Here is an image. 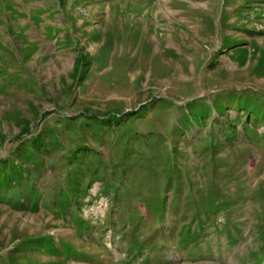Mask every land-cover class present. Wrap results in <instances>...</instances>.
<instances>
[{
  "label": "rangeland",
  "instance_id": "rangeland-1",
  "mask_svg": "<svg viewBox=\"0 0 264 264\" xmlns=\"http://www.w3.org/2000/svg\"><path fill=\"white\" fill-rule=\"evenodd\" d=\"M0 264H264V0H0Z\"/></svg>",
  "mask_w": 264,
  "mask_h": 264
}]
</instances>
